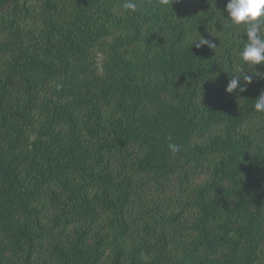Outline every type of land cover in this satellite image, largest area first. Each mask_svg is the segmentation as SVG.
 Listing matches in <instances>:
<instances>
[{
    "label": "trees",
    "instance_id": "1",
    "mask_svg": "<svg viewBox=\"0 0 264 264\" xmlns=\"http://www.w3.org/2000/svg\"><path fill=\"white\" fill-rule=\"evenodd\" d=\"M123 2L0 0V264H264L244 28L228 0Z\"/></svg>",
    "mask_w": 264,
    "mask_h": 264
},
{
    "label": "clouds",
    "instance_id": "2",
    "mask_svg": "<svg viewBox=\"0 0 264 264\" xmlns=\"http://www.w3.org/2000/svg\"><path fill=\"white\" fill-rule=\"evenodd\" d=\"M170 0H158L162 7H167ZM123 9L127 12H136L138 8L137 0H124ZM227 21L231 26L243 27L246 43L239 52V61L242 66L255 68L256 65L264 66V0H228L226 5ZM195 47L208 46L211 49L216 48V44L200 38L195 42ZM255 76L264 79V73L256 71ZM241 78L244 84H241ZM253 81L252 75L232 76L225 91L229 94L239 88L240 92L247 90V85ZM254 108L257 112L264 113V91H261L255 99ZM168 148L173 155L180 151V146L175 143H169Z\"/></svg>",
    "mask_w": 264,
    "mask_h": 264
}]
</instances>
